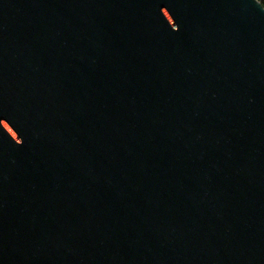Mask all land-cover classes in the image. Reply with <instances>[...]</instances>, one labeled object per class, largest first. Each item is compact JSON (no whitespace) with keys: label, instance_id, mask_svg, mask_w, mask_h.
I'll return each mask as SVG.
<instances>
[{"label":"water","instance_id":"95a60500","mask_svg":"<svg viewBox=\"0 0 264 264\" xmlns=\"http://www.w3.org/2000/svg\"><path fill=\"white\" fill-rule=\"evenodd\" d=\"M0 264H264V6L0 0Z\"/></svg>","mask_w":264,"mask_h":264},{"label":"trees","instance_id":"16d2710c","mask_svg":"<svg viewBox=\"0 0 264 264\" xmlns=\"http://www.w3.org/2000/svg\"><path fill=\"white\" fill-rule=\"evenodd\" d=\"M262 6H264V0H257Z\"/></svg>","mask_w":264,"mask_h":264}]
</instances>
